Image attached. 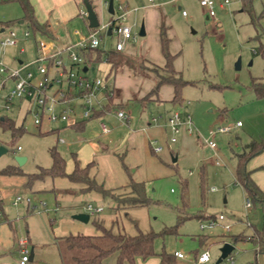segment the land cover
Returning a JSON list of instances; mask_svg holds the SVG:
<instances>
[{"label": "rangeland", "instance_id": "1", "mask_svg": "<svg viewBox=\"0 0 264 264\" xmlns=\"http://www.w3.org/2000/svg\"><path fill=\"white\" fill-rule=\"evenodd\" d=\"M120 1L122 0H114L116 5ZM162 1L164 3L160 10L165 15L167 35L171 40L170 52L175 56L174 68L188 83L182 90L183 104L175 105L163 101L151 103L143 108L140 103L125 97L124 112L127 117L132 119V114L139 116L142 110L148 111L151 123L169 128L167 133L170 142L173 137L177 138L175 151L181 145L180 141L184 134L174 135L168 120L177 110L184 119L186 115H190L193 133L192 135L187 134V136L191 138V145L181 151V157H178L179 160L176 163L172 162L169 155L170 163L162 162V165L161 160L152 155L154 160L139 164L137 169L128 165L135 179L146 181L148 197L152 204L149 207L136 209V213H130V217L119 211L121 216H118L117 221L120 226L124 224L126 228L132 225L134 228L138 226L144 230L153 229L158 232L159 235L154 243L155 250L158 252L168 250V246L172 242H174L172 247L175 248L181 241L183 252L191 254L194 250L191 247L195 243L197 244L196 248L199 246L198 234L206 235L209 238L206 245L209 247L211 255L214 252L219 253L223 245L232 241L234 236L240 234L253 236L257 231L264 232V203H252V207L248 208L246 205L248 194L236 180L238 155L244 152V146L250 142L252 136L255 138L264 137V118H257V115L253 117L257 111V107L254 106L257 97L252 88L253 81L264 80V0H228V4H225L226 0H214L217 14L215 22L219 23V27L212 20H207L200 0H181L177 3ZM145 2L147 0L143 1V3ZM221 4L224 5L221 6ZM17 5L0 3V27L3 22L8 20L7 18L14 15V8L16 9ZM179 7L181 10L178 9ZM182 10L187 12V17L182 15ZM110 18L109 14H105L100 17V21L109 22ZM86 22L87 20L80 19L73 22L72 30L68 35L71 36L74 43L80 40V36H88ZM129 24L134 26L133 20ZM141 24L142 21L136 20L135 27H133L134 33L139 35ZM18 28L25 29L27 26L20 25ZM28 30L33 37L36 34L37 38L43 42H56L63 45L64 40H68L64 32L53 30L51 38L34 32L33 29ZM75 30H79L81 35L75 36ZM98 38L101 43L100 49L103 51H110L116 46L117 37L115 35L107 36L102 32L101 37L98 35ZM146 39L148 41L146 37H137L136 48L138 50ZM157 42L151 40L148 46L150 59L155 64L163 61L159 39ZM1 50L0 69L1 64L5 68H10L16 48L9 47L4 52L3 49ZM28 52L25 57L27 60H35L38 56V54L34 56L29 49ZM240 58L242 66L240 70H237L236 63ZM132 59L135 61L136 71L142 74L148 71L158 72L156 67L146 63L144 58L132 57ZM32 72L34 75H38L36 67L32 68ZM54 73L56 70L52 69L51 75L53 76ZM87 75L106 81L111 85L115 79V74H110V67L104 61L96 62ZM7 76L0 75V79L5 80ZM155 79L154 76L151 80L143 79L139 86L143 89L148 86L152 88ZM12 85V80H9L6 87L0 91V115L2 118L13 120L17 126L22 127L23 132L13 135L10 129L0 125V147L3 146L8 150L0 157V170L10 165H16V157H26L27 161L23 166H20V169L26 175L38 173L42 168L52 167L51 151L56 148L66 160V172L73 173L77 162L93 161L94 153L97 156L102 154L100 143L108 145L110 150H113L114 146H120L124 133L115 140L113 138L110 143L109 140L104 139L108 134H100L97 127L96 134H93L95 132L93 129L86 130V126L91 122L98 123V120L104 122L98 118L86 119L85 129L80 132L70 128L75 125L60 123L50 126L44 124L41 128L37 127L34 122L35 114L32 113L31 108V102L34 99L23 101L13 99L10 103V110L7 109L5 97L9 95ZM165 87L169 86L161 87L164 88L161 92L162 98L166 89H169ZM57 90L66 91L67 87L65 84L62 87L55 84L49 91V95H53ZM101 97L103 96L101 95ZM105 101L108 102L106 94ZM74 108L78 121L83 119L79 117L82 109L80 104L74 103ZM224 110L226 111L224 112ZM114 112L112 111V113ZM222 113L224 117L228 118V122L223 125L236 124L240 119L245 126L237 132L215 135L220 124L218 118ZM57 127L60 129L59 133L50 132L42 135L39 131H51ZM183 130L185 131L184 127ZM92 135L96 136V143H93ZM211 140L217 144L215 150L208 145ZM93 145H97V147H93ZM19 146L21 151L17 150ZM156 146L154 145L152 148H156ZM95 149L99 150L95 152ZM109 156L113 157V154ZM127 157L128 155L124 151L115 157L120 169L124 172ZM110 162L106 165L99 164L101 169L99 178L107 182L111 177L116 176L113 174L110 176V172L108 173L112 164V161ZM88 164L86 163V166ZM144 171L146 175H141ZM147 176L149 177L147 178ZM56 179L48 177L44 180H37L32 187H29L28 176H17L13 179L0 178V187L5 191V212L9 215L12 214L15 219L14 231L11 230V235L17 238L15 250L11 251L10 235L2 229L6 228L4 227L5 223L0 224V238L6 240L7 251L6 255L0 256V264H11L10 257L17 259L21 241H27L26 223H28V219L32 221L37 219L38 224H47L50 233H52V241L46 243L42 260L34 262V264H62V249L53 242V232L65 224L63 221H75L72 218L75 215L73 213L75 210L85 211V208L92 204L94 207L102 206L104 208L100 217L116 216L109 198L95 200L91 196L82 195L80 198L71 196L69 199L66 196L61 200L55 190L69 188L70 182L68 180L60 181V179L56 181ZM20 181H25L26 184H18ZM212 189H216V191ZM17 195H22L25 199L31 198L32 205H37L38 208L31 210L25 202L15 206L12 200ZM41 202L45 204V207L39 205ZM55 210L57 211L55 212ZM220 216H223L224 219L220 220ZM180 217H184V220L176 229L178 236L162 235L166 227L176 228ZM105 220L108 221L107 217ZM94 222L95 219L92 218L89 227H95ZM172 237L178 240L172 241L170 239ZM194 238L196 241L193 240ZM259 249L260 245L252 241L238 242L235 243L232 255L235 257L236 264H264V253H260ZM76 254L83 257L79 250H75ZM13 263L15 262L13 261ZM71 263L70 259L66 261V264Z\"/></svg>", "mask_w": 264, "mask_h": 264}, {"label": "crops", "instance_id": "2", "mask_svg": "<svg viewBox=\"0 0 264 264\" xmlns=\"http://www.w3.org/2000/svg\"><path fill=\"white\" fill-rule=\"evenodd\" d=\"M30 1L33 5L36 20L38 21V23L43 25V26H47V32L44 33V32L39 31L38 32L39 34L52 38V35L54 33L53 30L58 31V32L60 31L62 33L63 32L66 33L68 40H64L63 45H59L56 42H54L55 44H57V46L74 44V40L68 34H69V31L72 30L71 27H73V22H75L76 20H79V19L83 20V21L87 20L86 25H87L88 32H89L88 35L93 30L90 28L88 16L87 17L82 16L83 12H87L86 7H85V2L83 3L82 0H30ZM109 1L110 0H90V4L93 6L94 10L96 11V13L99 17V20H100V17L105 16V14H109L111 16L109 22H101L100 21L101 25L109 24V23H114V24L118 25V23H116V17L119 14L118 7L121 4H123L126 7V9L129 11L127 24H129V22L130 21L132 22V20H133L134 26L133 25L132 26L135 27L136 20H137V21H142V24L145 25L146 35L144 37L148 38V41L146 39V41L143 42V45L140 46L139 50H138V48H136L137 41L130 42L126 47V50L123 51L122 53H125L131 57L144 58L146 63H149L150 65L155 66L156 68H159V69L163 68L166 64V60H165L163 54H162L163 61L162 60L159 61L158 62L159 65L155 64L150 59V53L148 51V46L151 43V40H153L154 42H157L158 39H159L160 46H161L160 26L162 24V20L163 19L165 20V15L160 10V8L162 7L164 2L162 0H160L158 2L156 0H154V2H150L149 0H147V2L143 3L144 0H130V1H128V0L123 1L122 0L117 5L114 2L115 14L112 15L109 13ZM0 3L18 4L17 5L18 7H16V9L14 8V10H15L14 15L11 16L10 18H7L8 20L6 22H3L1 24V27H0L1 28L0 40L3 39L4 37H6L9 33V31H11V30H15L20 37L19 43L16 46H12V47L16 48V54L12 57V60L10 63L11 64L10 69H18V68L24 67L27 64H30L33 62V60L32 61L27 60L25 57L29 53L28 49L33 52L34 56H36L37 48H38V42L40 40L37 38L36 34L34 37L31 34H30L29 38L24 37V33L30 32V30H28V29H31V28L28 26V24L24 20V12H23V9H22V7L18 1H16V0H0ZM225 4H226V2H225ZM223 5L224 4H221V6H223ZM178 9L181 10V7H179ZM142 24H141V26H142ZM20 25H25V26H27V28L20 29V28H18ZM129 25H131V24H129ZM109 30H107L106 33L104 32L105 35H107V36L115 35L117 37V41H118L117 34L113 33L112 28H111V34L109 35ZM77 33L80 34V31L75 30L74 35L76 36ZM139 36H140V32H139ZM77 42H75V43H77ZM112 49H115V47ZM3 52H4V50H3ZM33 67L34 66L26 68L22 74L25 76L28 72H32ZM87 68H88V72H89L90 67H87ZM159 72H160V74L164 73L162 70H159ZM0 75H1V73H0ZM151 75L156 77L155 82L159 80L158 74L155 72L148 71L145 74H142V73L135 71L133 68H130L128 66L120 69L115 74V79L112 82V87L119 90L121 95L119 98L114 100V103L122 105V107L117 108L118 109L117 111L124 110L123 101H124L125 97H127L128 100L133 99V101H135L136 103H140L141 106H143V108H146L147 105H149L151 103H155V102L160 103V102L165 101V102L171 103L172 99L174 98V89L172 86H169V85H166L169 87H165V88H169V89H166V91L164 92L163 98H162L161 92L164 90V88L163 89L161 88L160 93H158L157 95L151 96L149 98V100L143 101V99H145L148 96V94L153 90V88L155 87L156 84H155V82L154 83L152 82L154 84V86L152 88L150 86H148L146 89L141 88L139 85L143 79L149 78L151 80V78H152ZM37 77H39V75H37ZM9 80L10 79L7 76V82ZM12 82H13V80H12ZM6 85H7V83H6ZM13 85H14V82H13ZM13 85H12V87H13ZM105 94H106L107 99H108V93L106 92ZM105 94L104 95L102 94L103 97H101V104L94 108V110L92 112V116L89 119L98 118L101 121H104L108 126L104 122H99V120H98V123H95V122L92 123L91 122L89 125H87L86 130L89 131L90 129H93L95 131L93 134H96L97 133L96 127H97V130L100 132V134H102L104 132L102 130L101 125L104 124L110 129V131L107 133L108 135L106 133H104L107 135L104 137L105 140H109V142L111 143L113 141V138L115 140V139H117L118 136H120L123 133H124L123 134L124 137H122V139L120 141L121 144L119 143L120 146H114L113 150H110L108 145H106L104 143H100V145H101L100 151L102 154L97 156L94 153V158H93L94 160L93 161L90 160L92 162L80 161L83 163H80V162L76 163V165L79 164L80 167H82V168L86 167V163H89V164L93 163V166L90 170V176L92 178L96 179V181L99 184L104 185L105 188H107V189H118V188L125 187L129 183V180H130L129 177L130 176L133 177V175L131 174L132 171L129 168V166L135 167V168L139 167L138 165L141 163H147L150 160H154L153 159L154 155L157 156L161 160L160 162L162 165H163L162 162H164V164L170 163V159H172L173 163H176L179 160V158L181 157V151L184 148H188L191 145V138L187 136L188 133L186 132V130L185 131L183 130L181 133L184 134V137L180 141L181 145L175 151L174 150V149H176L175 144L178 141L176 143L170 142L169 137H168V133H167L169 128H163L160 125H154L153 123H151L150 122V118H151L150 113L146 110H142L140 112L139 116H137V115L135 116L134 114H132V119L130 117H128L126 120H120L116 116V112H117L116 109H106L105 108V105L108 103L105 101ZM79 104L81 106V103H79ZM254 106L257 107V111L253 115V117H255V115H257L256 116L257 118H264V98L263 99L257 98V101H255V103H254ZM81 108H82V106H81ZM83 111L84 110L82 108L81 114H79V117H81V118H83L82 117ZM112 111L113 112L115 111V112L112 113ZM225 111L226 110H224V112ZM2 119H4V118H2ZM218 121L220 122L219 126H226L223 124L228 122V118L224 117L223 113H222V115L219 116ZM85 122H86L85 118L80 119L79 121H77L75 126H72L70 128H73L79 132L83 131L85 129ZM121 122H123V123H121ZM238 122H241V120L240 119L237 120V123ZM241 123H242L241 127L234 128L231 132H233V131L237 132L241 128H243L245 125L243 124V122H241ZM60 124H63V123H60ZM63 125H65V124H63ZM47 126H50V125H47ZM17 127H19V126H17ZM131 127H133V128L135 127V129H133ZM141 128H142V130H140ZM39 131L42 135H45V134H48L50 132L51 133H56V132L59 133L60 129H59V127H57L56 129H52L51 131H46V132H42L41 130H39ZM231 132H229V133H231ZM222 134H225V133H222ZM92 139H93L92 140L93 143L97 142L95 135H92ZM256 139H264V137L255 138L252 136V138H250L249 143H251L252 140H256ZM249 143H247L246 145H248ZM154 145L155 146L156 145L161 146L163 148L162 152H160V153L155 152L154 151L155 149L152 148ZM95 146L97 147V145H93V147H95ZM115 148H116V150H115ZM97 150H99V149H95V152ZM123 151L128 155L127 162L125 165V172H124V170L122 171L120 169L119 164L115 160L116 159L115 157L119 156L121 153H123ZM161 153H163V154H161ZM110 154H113V157L109 156ZM169 155H170V159H168ZM129 157H130V159H129ZM167 159H168V162H167ZM98 161H99V163H98ZM110 161H112V164H111V169H110V171H108V173L110 172V176L112 174L116 175V176L111 177L109 182H107L104 179L99 178V176H100L99 173L101 172L99 164L104 163L106 165V163H108ZM237 163H238V161H237ZM16 165H17V163H16ZM248 170L251 172L253 181L257 184V186L262 191H264V152L262 154L256 156V157H254L249 162ZM135 171L137 172V170H135ZM141 175H146L145 171L142 172ZM16 177L17 176H12V177L1 176L0 178H3V179H11L12 178L13 179ZM148 177L149 176H147V178ZM59 179H60V181L61 180H68L66 178H59ZM59 179H56V181ZM133 179H135V178L133 177ZM135 180L138 182H145L146 183V181H143V180H137V179H135ZM106 182L107 183H115V184H107ZM18 184L25 185L26 182L20 181ZM66 187H67V185H66ZM85 189H86V186L83 184H76V183L70 182L69 188L57 189V190H55V192H57V196L60 197L61 200H63L64 197H66V196H68L66 198L69 199V197H71V196H75V197L80 198L82 195L83 196H91L95 200L105 199V197L102 196L101 194H99L97 192H86ZM4 193H5V191L3 190L2 187H0V210L4 214V218L0 222V224L5 223L4 227H6V228H2V229L5 230L10 235L9 239H10V242L12 244L10 250L14 251L15 247L17 245V238H16V236L14 237L11 235V230L15 226V222H14L15 219L13 218L12 214L9 215V213L5 212ZM147 193H148V191H147ZM17 196H22V195H17ZM14 199L12 200V203H13ZM110 200L112 202L113 209L116 212V216L115 215L114 216L108 215V216L100 217L101 213L104 212V208L102 206L96 207V208H103V211L101 213L95 215V216H91L88 213V210H87L88 206L85 208V211H82V212L79 209L75 210L73 212L75 215L80 214V213H88L90 215L89 222L88 223H82V222H79L76 220L75 221H69V220L63 221L65 224L62 227L60 226L59 228L55 229V232H53L54 233L53 234V239H54L53 242L55 243V245L57 244V239L65 238V237H68L70 235L92 236V237L93 236H101L102 232L97 230L96 227H94V226L89 227L91 219L92 218L96 219L97 217H99L98 219L103 222L104 226L107 229L112 230V232L114 234L124 233V234L130 235V236H135L140 231L143 233L155 232L153 229L144 230L143 228H140L138 226L136 228L132 227V225L129 228H126L124 226V224L120 226L118 224L119 222L117 221V219H118V216H121V212L126 213V216L130 217L131 216L130 213H132V212L136 213V211H135L136 209L143 208V207H128L126 209L124 208V209L118 210V205L116 204V202L113 201L112 199H110ZM22 203H24V202H22ZM21 204H19V205H21ZM19 205H17V206H19ZM89 205H92V204H89ZM27 207L31 210L34 209L33 207L29 206L28 204H27ZM34 207L38 208L37 205H35ZM56 211L57 210H55V212ZM119 211H121V212L119 213ZM73 216H72V218H73ZM105 217H107V219H108L107 222L105 220ZM132 222L135 223V221H132ZM214 222H215V220H214ZM136 225H137V223H136ZM201 227L204 228L203 226H201ZM26 229H27V249L29 250L30 255H31V259H30V262L28 264H34V262L42 260L43 250H44L46 243L48 241H52V233H50V231H49L50 228L48 227L47 224H45V223L38 224L37 219L34 221L28 219V223H26ZM166 229H167V227L164 229V231ZM13 231H14V229H13ZM155 233L159 234L158 232H155ZM166 235H170V236H176L177 235L178 236V233L176 231V233H168ZM247 237H249V236H247ZM170 239L172 241L178 240V239H174L173 237ZM208 239L209 238L206 235H199L198 234L199 246H198V248H196L197 244L195 243L191 247L192 249H194L193 253H191V254L183 252V250H182L183 246L181 245L182 244L181 241H179V243H177L175 248L172 247L174 245V242H172L171 244H169L170 246H168V248H169L168 250H163V252H158L155 250L156 254H157L156 256H153V257L146 259V260L138 259L137 264H218V259L221 256V249H220L219 253L214 252L213 254H211L210 260L208 262H206V263H199L198 262V259L202 255V253L205 251H209V247H207V245H206ZM193 240H195V238ZM5 241L6 240L0 238V256L6 255V253H7ZM228 242L232 243L234 245L236 243V242H233V240L228 241ZM177 252L184 253L185 257L184 258L177 257L176 256ZM32 253H33V256H32ZM162 253H166L169 256V261H163V259L161 257ZM10 259L12 262L11 264H20L21 253L17 254V259H14L13 257H10ZM117 259H118V255L113 254V255L109 256L108 258H106L102 262V264H116ZM13 261L15 263H13ZM222 263H224V262H222ZM62 264H63V262H62ZM234 264H236V260H235Z\"/></svg>", "mask_w": 264, "mask_h": 264}, {"label": "trees", "instance_id": "3", "mask_svg": "<svg viewBox=\"0 0 264 264\" xmlns=\"http://www.w3.org/2000/svg\"><path fill=\"white\" fill-rule=\"evenodd\" d=\"M20 3L23 12L24 20L34 32H47V26L38 23L35 16V11L30 0H16ZM85 1L90 0H82ZM35 34V33H34ZM160 41L161 52L166 60L163 68L157 69L159 80L156 82L153 90L143 101L149 100L153 95H157L164 85L172 86L174 89V98L171 103L175 105L183 104L182 90L188 83L183 80L181 74L174 68L175 56L170 52V38L167 35V27L165 20H162L160 26ZM104 61L110 66V74H116L120 69L128 66L136 71L134 66L135 61L127 54L111 49L103 51L99 48L90 49L87 53L86 65L93 67L96 62ZM159 70L164 73L160 74ZM252 88L258 99L264 98V80L253 81ZM112 94L108 93V103L106 109H117L122 105L114 103V100L119 98L121 93L119 90L112 87ZM142 101V100H141ZM0 125L12 131L13 135L22 134V127H17L15 122L9 118L0 120ZM264 152V139L252 140L251 143L245 146L244 152L238 155V163L236 168V180L243 186L250 198L251 202L264 203V191H262L253 181L251 172L248 170L249 162L256 156ZM53 165L47 169H40V172L26 175L18 165H10L0 170L1 176H28V185L32 187L37 180L50 178H66L72 183L83 184L86 186V192H97L105 198L112 199L116 202L119 209L128 207H149L152 202L148 197L147 187L145 182H138L130 176L129 183L122 188L107 189L104 185L99 184L96 179L90 176V170L93 163H90L85 168L79 164L73 173L66 172V160L61 156L56 148L51 151ZM178 226L183 222L184 217H180ZM94 225L97 230L102 232L101 236H80L70 235L65 238L57 239V246L62 249L61 258L66 264L67 260H71V264H102V262L113 254L118 255L116 264H137L138 259H149L156 256L155 239L159 234L155 232L143 233L139 232L135 236H130L124 233L114 234L112 230L107 229L103 222L95 219ZM167 228L162 235L168 233H176L178 228ZM233 242L252 241L260 245L259 252L264 253V232H259L253 236L238 235L232 237ZM68 252H65L66 250ZM75 250H79L83 257L75 255ZM163 261H169V256L166 253L161 255ZM69 262V261H68ZM258 264V263H254Z\"/></svg>", "mask_w": 264, "mask_h": 264}, {"label": "built area", "instance_id": "4", "mask_svg": "<svg viewBox=\"0 0 264 264\" xmlns=\"http://www.w3.org/2000/svg\"><path fill=\"white\" fill-rule=\"evenodd\" d=\"M154 2V0H149ZM180 0H168L171 3H177ZM228 4V0L225 1ZM201 6L204 8L207 16V20H212L214 24L219 27V23L215 22L216 11H215V1L214 0H200ZM119 14L116 17V23H109L99 25V27L93 29L90 34L85 36H80V40L77 43L57 46V44L52 42H38L37 54L38 56L33 60L32 63L27 64L24 67L18 69L5 68L1 64L0 73L1 75H8L10 80H13L14 85L7 97H5V102L7 109L10 110V103L13 99L27 100L34 99L31 102L32 113L35 114V125L41 128L44 124L51 125L57 123H63L65 125H75L78 121L76 118V110L74 108V103H81L83 108V118L89 119L92 116V112L96 106L101 104L102 93H112V85L97 78H90L87 73L84 72V68L88 67L86 65L87 53L90 49H97L100 47L101 43L98 35L101 37L102 32H107V30L112 28V32L117 34L118 41L116 43V50L123 52L126 50L127 45L130 42L137 41L138 34L134 33L132 25L127 24L129 11L126 7L121 4L118 7ZM182 15L187 17V12L182 10ZM83 17H87V12L82 13ZM30 32H25L24 37L29 38ZM77 35H80L77 33ZM20 41V37L15 30L9 31L8 35L0 40V48L5 50L8 47L16 46ZM34 66L38 70V75H34L33 72H28L25 76L22 74L26 68ZM52 69L56 70L54 75H51ZM7 78L5 80L0 79V91L6 87ZM58 84L62 87L64 84L67 87L66 91L57 90L53 95H49V91L52 89L53 85ZM116 116L120 120H126L124 110H119L116 112ZM2 119L0 115V120ZM169 127L174 135H178L182 132L183 127L188 134L193 133L192 129V118L187 115L185 119L182 118L180 112H175L168 120ZM242 123L238 122L236 124H228L226 126H219L215 134L217 133H229L234 128L241 127ZM102 130L104 133H108L110 129L102 124ZM172 143L177 142V138L173 137L171 139ZM208 145L212 149L217 148V144L214 140L208 142ZM155 152H162L163 148L161 146H156L154 148ZM21 151V147L17 148ZM214 191L216 189H213ZM26 202L29 206H32V199H25L23 196H17L13 204L15 206ZM45 207L44 203L40 204ZM246 205L248 208L252 207V202L250 198H247ZM88 213L91 216H95L103 211V208H96L93 205H88ZM4 214L0 210V222L3 220ZM224 217L220 216V220ZM20 253L21 261L20 264H28L31 259L29 250L27 249V241L23 240L20 243ZM176 256L179 258H184L185 255L182 252H177ZM210 260L209 251H205L199 257V263H206ZM224 264H234L235 257L231 254L224 261Z\"/></svg>", "mask_w": 264, "mask_h": 264}, {"label": "water", "instance_id": "5", "mask_svg": "<svg viewBox=\"0 0 264 264\" xmlns=\"http://www.w3.org/2000/svg\"><path fill=\"white\" fill-rule=\"evenodd\" d=\"M85 7H86L87 14H88V21L90 24V28L95 29L99 27L100 25L99 17L89 1H85ZM109 13L112 15L115 14L114 0L109 1ZM110 34H111V29L109 30V35ZM145 35H146L145 25L142 24L141 29H140V36L144 37ZM241 66H242V60L240 58L236 63V69L240 70ZM84 72H88L87 67L84 69ZM7 152L8 150L5 147L3 146L0 147V157L6 154ZM15 161L17 165L20 167L26 163L27 158L26 157H16ZM73 219L76 221L82 222V223H88L90 220V215L88 213H80V214L74 215ZM234 250H235L234 244L229 243V242L225 243L223 247L221 248V256L218 259V264H221L228 256H230L233 253ZM32 256H33V253H32Z\"/></svg>", "mask_w": 264, "mask_h": 264}]
</instances>
